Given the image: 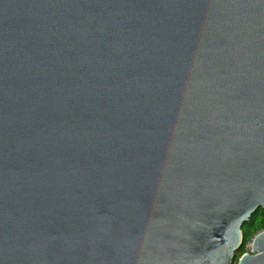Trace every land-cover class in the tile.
<instances>
[{
	"label": "water",
	"instance_id": "obj_1",
	"mask_svg": "<svg viewBox=\"0 0 264 264\" xmlns=\"http://www.w3.org/2000/svg\"><path fill=\"white\" fill-rule=\"evenodd\" d=\"M259 209L264 0H0V264H235Z\"/></svg>",
	"mask_w": 264,
	"mask_h": 264
},
{
	"label": "trees",
	"instance_id": "obj_2",
	"mask_svg": "<svg viewBox=\"0 0 264 264\" xmlns=\"http://www.w3.org/2000/svg\"><path fill=\"white\" fill-rule=\"evenodd\" d=\"M264 231V210L259 209L242 228L243 243L237 254L236 262L241 255L247 252L248 243L260 232ZM235 262V263H236Z\"/></svg>",
	"mask_w": 264,
	"mask_h": 264
},
{
	"label": "built area",
	"instance_id": "obj_3",
	"mask_svg": "<svg viewBox=\"0 0 264 264\" xmlns=\"http://www.w3.org/2000/svg\"><path fill=\"white\" fill-rule=\"evenodd\" d=\"M248 252H251L253 249V239L247 245Z\"/></svg>",
	"mask_w": 264,
	"mask_h": 264
},
{
	"label": "rangeland",
	"instance_id": "obj_4",
	"mask_svg": "<svg viewBox=\"0 0 264 264\" xmlns=\"http://www.w3.org/2000/svg\"><path fill=\"white\" fill-rule=\"evenodd\" d=\"M247 252H248V249H247ZM236 264V263H235Z\"/></svg>",
	"mask_w": 264,
	"mask_h": 264
}]
</instances>
